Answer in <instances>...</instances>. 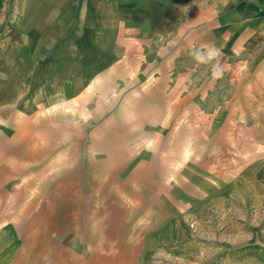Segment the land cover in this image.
Masks as SVG:
<instances>
[{
  "label": "crops",
  "instance_id": "1",
  "mask_svg": "<svg viewBox=\"0 0 264 264\" xmlns=\"http://www.w3.org/2000/svg\"><path fill=\"white\" fill-rule=\"evenodd\" d=\"M263 197L264 0H0V264H165Z\"/></svg>",
  "mask_w": 264,
  "mask_h": 264
},
{
  "label": "rangeland",
  "instance_id": "2",
  "mask_svg": "<svg viewBox=\"0 0 264 264\" xmlns=\"http://www.w3.org/2000/svg\"><path fill=\"white\" fill-rule=\"evenodd\" d=\"M41 50L44 48H38ZM48 55L43 53L41 57ZM44 99L41 96L38 100ZM61 99L54 95L53 105ZM188 229L190 239L182 245L190 243L195 248L156 255L154 263L161 259L165 264H264V197L259 207L234 199L229 208L212 211L202 225L190 220Z\"/></svg>",
  "mask_w": 264,
  "mask_h": 264
},
{
  "label": "clouds",
  "instance_id": "3",
  "mask_svg": "<svg viewBox=\"0 0 264 264\" xmlns=\"http://www.w3.org/2000/svg\"><path fill=\"white\" fill-rule=\"evenodd\" d=\"M191 55L198 65H211V77L213 80L219 79L222 76L223 71L220 64L222 51L220 48L208 45L199 49H193Z\"/></svg>",
  "mask_w": 264,
  "mask_h": 264
}]
</instances>
